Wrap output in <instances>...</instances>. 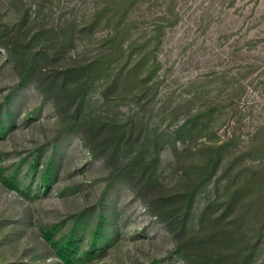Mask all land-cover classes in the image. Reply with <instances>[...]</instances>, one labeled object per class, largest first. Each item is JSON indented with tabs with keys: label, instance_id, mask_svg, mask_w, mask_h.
I'll return each mask as SVG.
<instances>
[{
	"label": "rangeland",
	"instance_id": "obj_1",
	"mask_svg": "<svg viewBox=\"0 0 264 264\" xmlns=\"http://www.w3.org/2000/svg\"><path fill=\"white\" fill-rule=\"evenodd\" d=\"M23 1L30 7L28 39L43 25L76 23L75 41L48 61L52 68L84 63L92 70L114 43L121 49L110 70L93 71L80 112L61 111L35 82L21 81L4 42L23 3L0 0V264H185L162 221L130 182L113 178L115 163L72 124L95 119L117 134L121 124L135 123L140 139L122 147V166L144 152L153 132L168 136L188 122L191 131L169 137L162 170L166 180L174 175L173 139L178 146L221 148L197 207L215 182L264 169V0ZM139 60L136 76L125 77ZM118 67L119 85L104 95ZM259 185L263 205L264 175ZM72 241L76 247L67 246ZM251 264H264V235Z\"/></svg>",
	"mask_w": 264,
	"mask_h": 264
},
{
	"label": "trees",
	"instance_id": "obj_2",
	"mask_svg": "<svg viewBox=\"0 0 264 264\" xmlns=\"http://www.w3.org/2000/svg\"><path fill=\"white\" fill-rule=\"evenodd\" d=\"M18 1L23 3L18 26H11L12 33H7L9 36L4 42L9 57L18 68L22 82H35L54 98L58 109L62 111L72 107L75 116L80 112L83 99L93 83V71H107L112 61L118 60L119 57L112 59L111 56L116 49H121V44L114 43V49L107 52L104 58L97 59L98 64L97 61L92 62V70L84 63L65 65L61 69L52 68L48 66V61L56 59V55L64 53L75 41V21L67 26L43 25L41 30L28 39L29 29L25 25L30 17V7L23 0ZM99 17L100 13L96 14L92 24ZM122 17L119 15L117 22ZM110 19L111 17L108 18ZM120 35L116 32L111 35V40L115 41ZM35 40L39 45H33ZM141 60L135 61L126 70L125 77L128 74L136 76L134 71L142 65ZM120 69L122 67L109 74L110 81L104 89V95L118 87L122 77ZM95 121L86 119L80 124L74 122L72 125L84 130L86 143H90L97 153L115 163L117 172L113 178L124 177L130 182L149 211L172 234L173 253L185 264H251L259 257L264 235V203L261 205L262 201L258 200V191L264 169H250L253 172L238 182V172L228 176L224 183L215 182L201 207H197L199 193L208 187L219 167L222 157L220 147L178 146L175 139L171 140L169 146L174 155V175L166 180L162 170V155L167 148L166 143L174 133L191 131L192 126H187L188 122L182 123L168 133V136L165 135L166 132H153V137H146L145 143L143 142L147 146L144 152L131 162L119 166L117 155L120 157L122 147L140 139L141 130L137 129L135 123H130L129 127L121 124L118 133L114 134L115 128L105 132L107 129L103 130V123L98 125ZM229 169L230 166L225 169L226 175ZM257 202L258 205L255 206ZM67 246L76 247L77 243L68 242ZM60 253L67 259L70 252L65 248Z\"/></svg>",
	"mask_w": 264,
	"mask_h": 264
}]
</instances>
